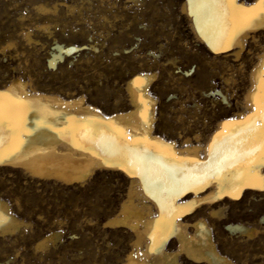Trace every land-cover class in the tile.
<instances>
[{
    "label": "rangeland",
    "instance_id": "374dc122",
    "mask_svg": "<svg viewBox=\"0 0 264 264\" xmlns=\"http://www.w3.org/2000/svg\"><path fill=\"white\" fill-rule=\"evenodd\" d=\"M184 1L0 0V88L18 78L34 92L83 96L110 116L129 109L131 76L154 73L155 133L179 146L188 139L204 144L220 119L244 110L264 31L248 40L238 61L213 54L193 33L182 12ZM56 42L77 51L51 66ZM129 184L114 171H96L82 184L67 186L0 167V198L23 222L0 236V264H120L135 234L104 223L118 213ZM224 203L223 219L203 216L218 250L234 264H264V191H247ZM228 224L258 233L242 236L227 231ZM52 233L60 238L37 249ZM182 264L193 263L183 259Z\"/></svg>",
    "mask_w": 264,
    "mask_h": 264
},
{
    "label": "bare ground",
    "instance_id": "6f19581e",
    "mask_svg": "<svg viewBox=\"0 0 264 264\" xmlns=\"http://www.w3.org/2000/svg\"><path fill=\"white\" fill-rule=\"evenodd\" d=\"M232 2L251 8L259 0H185L182 12L210 52L238 61L248 40L264 31V17L257 14L250 26L234 19ZM75 51L74 46L56 42L50 65ZM155 80L154 73L131 76L126 82L129 109L110 116L87 104L83 96L34 92L27 82L11 80L0 88V167L67 186L82 184L96 171L128 177L127 198L104 223L135 234L133 248L120 264H182L183 259L193 264H234L218 250L203 216L223 219L226 200L264 191L245 186L264 176V166L258 163L264 151V122L248 120L264 104V49L249 73L244 110L220 119L204 144L188 139L179 146L155 133L158 101L150 93ZM218 94L229 103L223 92ZM22 224L0 198V236ZM226 230L246 237L258 233L244 224H228ZM59 238V233H52L37 243V249Z\"/></svg>",
    "mask_w": 264,
    "mask_h": 264
},
{
    "label": "snow or ice",
    "instance_id": "6c2138e0",
    "mask_svg": "<svg viewBox=\"0 0 264 264\" xmlns=\"http://www.w3.org/2000/svg\"><path fill=\"white\" fill-rule=\"evenodd\" d=\"M231 7L234 9V19H241L246 23L247 25H252L256 19L257 14H259L261 17H264V0H259L258 4H254L251 8L247 6H241L234 2L231 3ZM261 26H264L262 24ZM0 96H2V93H0ZM3 109V102L0 100V111ZM257 119L264 122V104L259 106V112L253 113L251 116H249L248 120L251 122H255ZM241 123H245L241 121ZM129 140H131V137H129ZM261 142L264 143V131L261 133ZM252 163L253 169L257 167V163L255 161L250 162ZM259 165L264 166V151L261 153V159L259 160ZM259 183H247L245 186L247 187H259L264 189V176L258 177Z\"/></svg>",
    "mask_w": 264,
    "mask_h": 264
}]
</instances>
